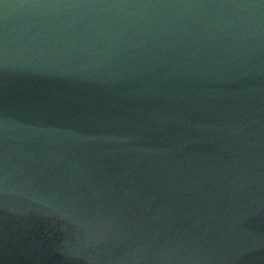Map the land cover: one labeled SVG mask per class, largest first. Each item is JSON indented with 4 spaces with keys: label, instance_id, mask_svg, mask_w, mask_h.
<instances>
[{
    "label": "water",
    "instance_id": "95a60500",
    "mask_svg": "<svg viewBox=\"0 0 264 264\" xmlns=\"http://www.w3.org/2000/svg\"><path fill=\"white\" fill-rule=\"evenodd\" d=\"M0 264H264V0H0Z\"/></svg>",
    "mask_w": 264,
    "mask_h": 264
}]
</instances>
